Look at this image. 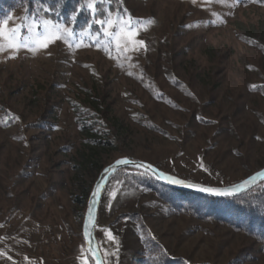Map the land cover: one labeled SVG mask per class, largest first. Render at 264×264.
<instances>
[{
    "label": "rangeland",
    "instance_id": "374dc122",
    "mask_svg": "<svg viewBox=\"0 0 264 264\" xmlns=\"http://www.w3.org/2000/svg\"><path fill=\"white\" fill-rule=\"evenodd\" d=\"M123 1V16L132 18L147 50L125 51L123 40L118 47L104 35L74 32L71 47L61 39L35 53L21 49L15 58L11 50L0 52V264H82L89 252L80 238L88 200L75 198L122 157L214 186L264 167V95L250 90L264 84V6ZM25 16L14 13L8 27ZM149 19L154 23L136 24ZM148 83L175 107L157 101ZM87 108L106 115L110 133L80 129ZM40 118L48 128L28 125ZM90 137L114 141L96 146ZM124 186L108 182L100 202L95 233L106 264H141V232L132 220L117 222L122 213L141 214L149 232L190 263L264 264L263 244L222 224L171 214L152 194Z\"/></svg>",
    "mask_w": 264,
    "mask_h": 264
},
{
    "label": "trees",
    "instance_id": "16d2710c",
    "mask_svg": "<svg viewBox=\"0 0 264 264\" xmlns=\"http://www.w3.org/2000/svg\"><path fill=\"white\" fill-rule=\"evenodd\" d=\"M242 4V0H240ZM246 5L249 4L248 0ZM254 3L264 6V0H255ZM83 0H0V21L10 18L14 13L23 11L28 17L51 19L53 22H60L63 25L72 27L75 36L80 34H89L91 36H103L104 32L99 25L93 24L91 29L88 28L91 15L86 8L83 11L76 13V19L72 17L75 10L80 9ZM43 7H49L51 10L44 12ZM105 10L112 12V17L119 12L122 15L126 14L125 4L123 0H105L101 6ZM105 37V35L103 36ZM242 40L254 42L251 39L243 38ZM93 44H95L93 42ZM264 55V46L259 45ZM102 50V48H101ZM114 52L113 45L110 51ZM106 51V50H105ZM125 72L131 73V69H123ZM134 78H139L140 73L133 71ZM174 74H172L173 76ZM173 84L178 88H183V82L175 75L172 77ZM152 91L154 98L157 101L164 102L175 107V101L162 90H152L156 88L146 84ZM251 91H256L264 95V84L252 86ZM10 112V111H9ZM9 119V114L5 116ZM43 118V117H42ZM28 124L37 129H46L49 127L48 122L42 120ZM44 119V118H43ZM78 126L80 129H88L92 132L104 135L110 133L106 115L92 108L84 110V118H78ZM143 124L148 129H153L168 135V132L160 128L151 121H144ZM10 126L4 125V127ZM89 142L96 146L111 145L114 138L106 141L104 138H92ZM114 143V142H113ZM112 143V144H113ZM104 168V167H103ZM122 181L124 187L129 190L139 191L140 193H149L166 204L167 210L175 215H188L200 219L205 222L222 224L228 226L237 233L248 236L260 244L264 245V181L256 185L249 191L232 196V197H216L206 194H201L193 191L176 189L158 182L152 175L134 168H122L113 174L108 182ZM92 187L85 190L81 195L75 198L78 203H86L91 193ZM123 219H129L137 224L139 232H141V264H211L209 262L190 263L187 258L173 256L167 248L159 242V240L149 232L145 220L139 213H122L117 218V222ZM115 221V222H116ZM83 245L85 240L80 234ZM89 253V252H88ZM87 253L91 264H94L90 254Z\"/></svg>",
    "mask_w": 264,
    "mask_h": 264
},
{
    "label": "snow or ice",
    "instance_id": "6c2138e0",
    "mask_svg": "<svg viewBox=\"0 0 264 264\" xmlns=\"http://www.w3.org/2000/svg\"><path fill=\"white\" fill-rule=\"evenodd\" d=\"M105 0H83V4L80 9L75 10L74 15L72 17L73 21L76 19V13L79 11H83L85 8L89 10L91 15V20L89 21L88 28L91 29L92 25H99L100 29L104 32L105 37H109L112 40L117 42V46H120V41L123 40L125 44V51L134 50H147V45L143 39H136L139 35V29L132 22V18L128 17L127 19L124 16L117 12L116 18H112V12L110 10H105L101 6L104 4ZM195 3V0H193ZM223 2V0H222ZM235 3H239V0H234ZM42 10L44 12H48L51 9L49 7H43ZM11 19V18H9ZM22 23L9 28V20H3L2 24H0V52L5 50H11V54L9 58H15V55L21 49H28L29 51L35 53L40 49H46L50 43L55 42L56 40H64L66 44L71 47V39L74 36V31L72 28L67 27L62 24L54 23L51 19H39L36 18L35 15L33 17L25 16L22 18ZM154 23L153 20L149 19L147 21H137L136 24L145 26L147 24ZM22 29L25 31L22 32ZM111 29H115L112 31ZM99 35V32L96 33ZM132 45V49H129L127 45ZM138 46V47H137ZM79 47V45H77ZM121 165H133L136 168H144L146 171L151 170L154 175L157 176L158 179L165 180L171 184L183 185L190 188H196L200 191L212 193L220 196H234L242 191L248 190L251 185H253L257 177L264 178V170L255 173L253 176L248 177L243 180L239 184L232 185L231 187L225 188H213V187H203L199 184H194L190 182H186L185 180L178 179L174 176L167 175L163 172H158L152 165L139 163L128 159L122 158L117 160L111 168L114 170L115 168ZM201 167L203 165L201 164ZM109 169H105V173H107ZM102 183H98L96 185V190L92 193L93 201L92 203H96V198L99 196ZM115 196V193H112ZM89 221L92 220V207H89L88 211ZM84 236L88 239L89 242V253L92 259L95 261V264H103V258L100 254V247L97 246L95 248L92 247L91 242V234L89 232V226L86 223L84 226ZM107 238L110 241H114L115 237L112 235L111 231H107ZM83 251V246H82ZM104 256H108L107 251L105 250ZM82 264H89L87 259V255L82 256Z\"/></svg>",
    "mask_w": 264,
    "mask_h": 264
},
{
    "label": "water",
    "instance_id": "95a60500",
    "mask_svg": "<svg viewBox=\"0 0 264 264\" xmlns=\"http://www.w3.org/2000/svg\"><path fill=\"white\" fill-rule=\"evenodd\" d=\"M122 158H128L134 162H136L137 164L139 163H144V164H148V165H152L153 168H155L156 170H158V172H163L167 175H171V176H174L178 179H182V180H185L186 182H190V183H194V184H199L203 187H213V188H225V187H231L232 185H235V184H239L240 182H242L243 180L247 179L248 177H251L253 176L255 173L259 172V171H262L264 170V167L255 171L254 173H252L251 175L247 176L246 178H244L243 180L239 181V182H236V183H233V184H229V185H224V186H214V185H207V184H202V183H198V182H194V181H190V180H186V179H183L181 177H178L172 173H169V172H166L164 170H162L161 168L157 167L156 165L150 163V162H147V161H144V160H138V159H133L131 157H122ZM120 158V159H122ZM118 159V160H120ZM117 161V160H116ZM115 161V162H116ZM115 162L107 165L99 174V177L97 179V181L95 182L94 184V187L88 197V203H87V209H86V213H85V217H84V221H83V226H82V233H83V236H84V226L85 224L87 223L88 226H89V232L91 234V242H92V247L95 248L97 246H99V243H98V240H97V237H96V233H95V228H96V223H97V218H98V213H99V207H100V202H101V198H102V195H103V192H104V189L106 187V184L108 183L110 177L115 174L118 170L122 169V168H134V169H138L136 167H134L133 165H121L117 168H115L114 170L111 168L112 165L115 164ZM105 169H109V171L107 173H105ZM138 170H141V171H144L150 175H152L158 182L162 183V184H165L167 186H170V187H173V188H176V189H183V190H188V191H193V192H197V193H201V194H206V195H211V196H216V197H232V196H220V195H215V194H212V193H208V192H204V191H200L196 188H190V187H186V186H183V185H177V184H171V183H168L166 182L165 180H161V179H158L156 175H154L152 173L151 170H145L144 168H139ZM264 181V178H261V177H257V180L256 182L250 186V188L248 190H245V191H242L236 195H240V194H243L247 191H249L250 189H252L253 187H255L256 185L260 184L261 182ZM98 183H102V188H101V191H100V194L99 196L96 198V203L93 204L92 201H93V196H92V193L96 190V185ZM234 195V196H236ZM92 207V220L89 221V217H88V211H89V207ZM84 240L86 242V245H87V248L89 250V242H88V239H86V237L84 236ZM100 247V246H99ZM100 254H101V257L103 258V264H106L105 263V260H104V257H103V254L101 252V249H100ZM91 256V255H90ZM92 258V257H91ZM94 261V260H93ZM94 264H95V261H94Z\"/></svg>",
    "mask_w": 264,
    "mask_h": 264
}]
</instances>
